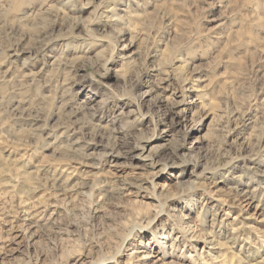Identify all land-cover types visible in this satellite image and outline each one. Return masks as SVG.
I'll return each mask as SVG.
<instances>
[{
	"label": "rangeland",
	"instance_id": "374dc122",
	"mask_svg": "<svg viewBox=\"0 0 264 264\" xmlns=\"http://www.w3.org/2000/svg\"><path fill=\"white\" fill-rule=\"evenodd\" d=\"M0 264H264V0H0Z\"/></svg>",
	"mask_w": 264,
	"mask_h": 264
},
{
	"label": "bare ground",
	"instance_id": "6f19581e",
	"mask_svg": "<svg viewBox=\"0 0 264 264\" xmlns=\"http://www.w3.org/2000/svg\"><path fill=\"white\" fill-rule=\"evenodd\" d=\"M151 257V256H150ZM153 257V256H152Z\"/></svg>",
	"mask_w": 264,
	"mask_h": 264
}]
</instances>
